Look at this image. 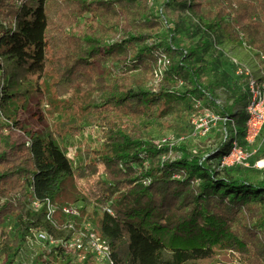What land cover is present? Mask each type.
Masks as SVG:
<instances>
[{
  "label": "trees",
  "instance_id": "16d2710c",
  "mask_svg": "<svg viewBox=\"0 0 264 264\" xmlns=\"http://www.w3.org/2000/svg\"><path fill=\"white\" fill-rule=\"evenodd\" d=\"M217 8L228 10L239 41L260 34L256 51L264 57V0H0V84L12 69L23 68L39 90L52 52L62 67L60 84L65 82L58 94L84 84L103 96L92 107L95 115L122 109L143 115L124 125L102 115L103 148L95 160L73 163L37 129L19 124L0 97L8 120L0 124L1 264H15L31 229L60 238L67 235L65 225L84 220L107 240L115 264H218L232 261L229 253L264 264L259 174L236 170L239 164L220 167L231 149L225 142L207 155L188 141L158 143L150 133L159 122L157 104L189 125L201 104L233 119L242 132L247 117L233 112L235 103L247 104L246 92L219 106L223 81L204 82L203 66L191 59L194 50L173 36L182 12L203 20ZM173 128L187 132L178 122ZM34 198L42 203L38 210L30 206ZM46 201L57 207L52 219ZM72 203L82 204L79 217L63 212ZM13 214L19 215L16 226L5 228ZM49 256L38 255L32 264H96L91 255L74 262L56 249Z\"/></svg>",
  "mask_w": 264,
  "mask_h": 264
},
{
  "label": "rangeland",
  "instance_id": "374dc122",
  "mask_svg": "<svg viewBox=\"0 0 264 264\" xmlns=\"http://www.w3.org/2000/svg\"><path fill=\"white\" fill-rule=\"evenodd\" d=\"M226 12L228 10L213 9L211 12L203 13L202 20L199 18L200 15L196 16L191 12L184 11L179 14L175 25H172L175 29H173V36L176 38V42L193 49L191 59L203 66L201 79L204 82L215 79L223 81V87L217 91V103L221 107L234 103L239 92L247 94L248 79L244 75H236V62L251 67L258 76H264V57L259 56L256 51L257 46L261 43L260 34L251 32L249 38L239 41L240 37L234 35L233 25L227 19ZM209 37L213 40L209 41ZM241 43L243 44L240 45ZM48 56L50 57V69L43 76L39 90H36L37 84L29 76L27 70L15 67L0 84V97L4 99L9 111L15 112L19 116V124L26 129L28 127L37 129L44 142L53 143L73 163L89 159L95 160L96 150L103 148L102 115H108L109 118L122 125L134 123L137 119H142L143 115L130 116L123 109L105 110L100 114L101 116L95 115L92 112V107L99 104L103 96L97 89L87 88L84 84L70 94H58L59 74L62 67L52 52ZM64 83L62 82L60 85L64 86ZM234 105V112L232 111L235 115L234 118L243 114L244 117H247L246 104L243 101ZM156 110L159 113V122L150 130V133L158 143L164 140L188 141L192 148L199 149L207 155L222 142L229 144L224 132L228 130L232 132L233 129L230 125L227 128L223 122L219 121L208 136L202 137L193 134L192 123L189 125L187 118L177 120L169 108L162 104H157ZM213 111L216 115L217 112ZM7 121L0 113V124ZM175 122L185 127L187 132L173 128ZM5 131L7 132V128ZM257 146H260L259 152ZM248 149L254 151L248 165L236 170H254L259 174L260 179L264 180V130L256 143ZM211 162L217 167L219 159L214 158ZM99 168L102 173L104 168L101 164H99ZM79 184L83 187L91 185L89 181H79ZM88 210L92 212V207ZM18 217L19 215L16 214L11 215L4 227L14 228ZM35 232V229L28 231L27 240L17 256L15 264H32L38 255H43L44 260L51 259L49 253L54 248L48 243L38 241L35 238ZM229 255L232 261H221L218 264H247L238 255L230 253ZM2 258L3 255H0V264L3 262Z\"/></svg>",
  "mask_w": 264,
  "mask_h": 264
},
{
  "label": "built area",
  "instance_id": "2783aa9c",
  "mask_svg": "<svg viewBox=\"0 0 264 264\" xmlns=\"http://www.w3.org/2000/svg\"><path fill=\"white\" fill-rule=\"evenodd\" d=\"M235 73L237 76L244 75L248 79L247 104L245 106L247 118L242 132L233 119L221 117L218 114L215 115L214 111L201 106V104H198L202 109L201 112L193 115L191 119L193 134L202 137L208 136L219 121H223L224 126L225 121L229 120L231 122L232 132H229V134L228 131L224 132L227 139H230L228 141L231 149L220 160V167L237 164L247 166L250 157L254 153V151H249L248 148L256 143L264 130V76H258L251 67L238 62H236ZM46 202V217L52 219L57 207L51 204L50 201ZM41 204L39 199L34 198L30 206L33 210H38ZM81 208L82 204L72 203L63 206L62 210L68 215L79 217ZM105 210L113 214L110 208L106 207ZM65 229L67 235L60 238L46 231L36 230L35 238L40 242L48 243L56 249V252L61 250L68 256L70 255L74 262H81L91 255L96 264H115L111 246L107 240L99 235L92 222L86 220L79 226L70 223L65 225Z\"/></svg>",
  "mask_w": 264,
  "mask_h": 264
}]
</instances>
